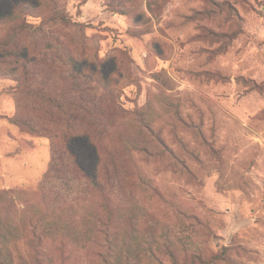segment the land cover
<instances>
[{"label":"rangeland","instance_id":"1","mask_svg":"<svg viewBox=\"0 0 264 264\" xmlns=\"http://www.w3.org/2000/svg\"><path fill=\"white\" fill-rule=\"evenodd\" d=\"M106 1L0 0V37L10 15L37 29L51 3L81 25L24 39L20 66L32 86L45 81L58 95L73 68L89 86L96 73L120 94L107 135L77 134L66 145L82 176H96L99 156L116 174L107 191L116 221L93 215L100 194L61 202L55 211L68 230L47 242L46 259L264 264V0H127L121 13ZM18 65L0 51V192L20 220L42 206L54 142L10 121L26 115L17 101L34 108L16 94ZM31 241L11 245L14 264H34Z\"/></svg>","mask_w":264,"mask_h":264},{"label":"trees","instance_id":"2","mask_svg":"<svg viewBox=\"0 0 264 264\" xmlns=\"http://www.w3.org/2000/svg\"><path fill=\"white\" fill-rule=\"evenodd\" d=\"M126 3L127 0H107L106 7L113 13H121ZM37 9L35 7L34 11ZM17 12L18 4H15L13 13ZM42 17L37 29L24 19L15 18L13 21L11 15L6 19V23L1 22L7 26L4 29L5 34L0 37V51L16 60L18 68L25 67L20 66V61L24 60V51L21 49L24 39H45L55 26L74 30L81 26L73 22L65 10L56 3H51L49 11ZM71 69L73 73L70 76V87L63 88L62 92L54 96L50 90L45 89V81L39 84L40 86H32L34 78L26 68L23 71L24 76L18 81L21 85L17 86L16 94L31 101L34 108H30L29 111L17 101L26 115L13 116L10 118L11 123L30 133L48 136L54 144L49 169L41 177L37 190V195L41 198V207L31 208L24 217L17 220L10 212L5 211L13 202L10 194L7 191L0 192V264H14L11 245L28 238L32 240L34 264H54L53 260L48 261L45 257L47 242L55 236H64L68 230L63 224L62 215L57 214L55 208L61 202L70 201L71 197L91 193L102 195L104 198L100 209L93 212V215L100 219L98 222L103 219L110 223L116 221L113 204L107 193L113 192L114 184L117 182L116 174L110 176L106 163L99 156L96 176L94 178L82 176L77 171L74 155L68 153L66 145L73 135L96 133L103 137L109 133L114 126L111 119L122 114L119 89L117 86L112 87L111 82L110 86L103 85L96 73L93 76L94 80L89 79L96 86H89L84 82L87 77L83 76L82 72L78 73ZM32 73L34 74V71ZM103 81L107 83L109 80ZM100 90L103 92H99ZM36 103L42 106H36ZM54 217L55 221L52 220Z\"/></svg>","mask_w":264,"mask_h":264}]
</instances>
